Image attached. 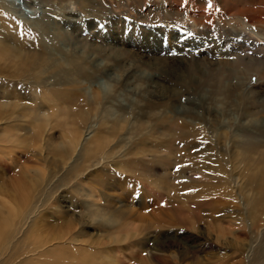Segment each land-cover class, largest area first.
Masks as SVG:
<instances>
[{
    "label": "rangeland",
    "instance_id": "rangeland-1",
    "mask_svg": "<svg viewBox=\"0 0 264 264\" xmlns=\"http://www.w3.org/2000/svg\"><path fill=\"white\" fill-rule=\"evenodd\" d=\"M263 188L264 0H0V227L24 216V245L264 264Z\"/></svg>",
    "mask_w": 264,
    "mask_h": 264
},
{
    "label": "bare ground",
    "instance_id": "bare-ground-1",
    "mask_svg": "<svg viewBox=\"0 0 264 264\" xmlns=\"http://www.w3.org/2000/svg\"><path fill=\"white\" fill-rule=\"evenodd\" d=\"M187 130H188V128H187ZM202 167L203 166H201L200 168H202ZM197 170H196V172H199V169H197ZM201 173L202 172H200V174ZM202 175H204V174L202 173ZM203 186H204V184H203ZM209 186H211V185H209ZM215 186H217V185H215ZM206 188L207 187H205V190H206ZM207 189H209V187ZM263 190H264V188H263ZM196 191L199 192L200 190H196ZM262 193H263V191H262ZM193 195H194V193H193ZM261 195H264V193ZM6 218H5V220H6ZM20 219L21 220H19V222L17 224L14 222L13 223L11 222L12 224H8V222H7L8 225H6V222H4L5 223L4 226L2 225V228L0 227V240H4L6 243L8 242L7 246L10 245L9 256H5V253H4L5 250L1 252V255H3V257L0 260V264H9V262H11L13 260H16V261L14 263H10V264H64L67 257L62 255V253H64L67 248H70V246H69L71 244L70 240L72 242V238L70 236L68 237L69 232L66 230H62V233H58L59 232L58 231L56 234L55 229H54L53 233H55L56 235L54 234L52 238L46 237V239L42 240L40 244H37L36 246H33V247H29L27 244H25V245L23 244L24 238H26V234H28L27 230H24L22 228L24 225H26V224H24L25 222H23L24 216H22ZM8 220H6V221H8ZM66 227H67V225H66ZM69 228H71V227H69ZM60 229H62V228H60ZM53 240H56V241L52 242ZM21 245H23V246H21ZM27 253H31V255H29ZM22 254H26V255L19 257ZM74 255H75V252H74ZM5 257H7L9 260L5 259ZM75 257H78V256H75ZM47 258L52 259V261H49Z\"/></svg>",
    "mask_w": 264,
    "mask_h": 264
}]
</instances>
